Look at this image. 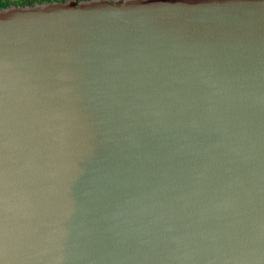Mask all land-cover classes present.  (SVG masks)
<instances>
[{
    "label": "clouds",
    "instance_id": "clouds-1",
    "mask_svg": "<svg viewBox=\"0 0 264 264\" xmlns=\"http://www.w3.org/2000/svg\"><path fill=\"white\" fill-rule=\"evenodd\" d=\"M75 7L0 34V264H264V0Z\"/></svg>",
    "mask_w": 264,
    "mask_h": 264
},
{
    "label": "water",
    "instance_id": "water-1",
    "mask_svg": "<svg viewBox=\"0 0 264 264\" xmlns=\"http://www.w3.org/2000/svg\"><path fill=\"white\" fill-rule=\"evenodd\" d=\"M146 3H165V4H176V3H184L186 0H145ZM187 2H196V0H187ZM56 8H70L75 11H79L80 9H76L75 0H72L70 5H50L48 9L41 10L39 8L28 7L25 8L22 5L13 7L8 11H0V34L7 31L10 28H25L34 25L35 17L40 14L42 11L47 13L49 10ZM86 7L85 5H81V8Z\"/></svg>",
    "mask_w": 264,
    "mask_h": 264
},
{
    "label": "trees",
    "instance_id": "trees-1",
    "mask_svg": "<svg viewBox=\"0 0 264 264\" xmlns=\"http://www.w3.org/2000/svg\"><path fill=\"white\" fill-rule=\"evenodd\" d=\"M21 5H22V3H21Z\"/></svg>",
    "mask_w": 264,
    "mask_h": 264
}]
</instances>
